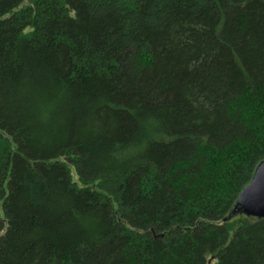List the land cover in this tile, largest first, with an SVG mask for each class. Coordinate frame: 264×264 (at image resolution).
Here are the masks:
<instances>
[{
    "label": "trees",
    "instance_id": "obj_1",
    "mask_svg": "<svg viewBox=\"0 0 264 264\" xmlns=\"http://www.w3.org/2000/svg\"><path fill=\"white\" fill-rule=\"evenodd\" d=\"M263 161L264 0H0V264H264Z\"/></svg>",
    "mask_w": 264,
    "mask_h": 264
},
{
    "label": "water",
    "instance_id": "obj_2",
    "mask_svg": "<svg viewBox=\"0 0 264 264\" xmlns=\"http://www.w3.org/2000/svg\"><path fill=\"white\" fill-rule=\"evenodd\" d=\"M236 212L264 220V161L256 167L251 181L239 193L230 216Z\"/></svg>",
    "mask_w": 264,
    "mask_h": 264
},
{
    "label": "rangeland",
    "instance_id": "obj_3",
    "mask_svg": "<svg viewBox=\"0 0 264 264\" xmlns=\"http://www.w3.org/2000/svg\"><path fill=\"white\" fill-rule=\"evenodd\" d=\"M69 174H70V180L73 184L77 185L78 187L82 186V183L79 181L78 176L75 172V169L73 166H69ZM2 214V208L0 204V215Z\"/></svg>",
    "mask_w": 264,
    "mask_h": 264
}]
</instances>
